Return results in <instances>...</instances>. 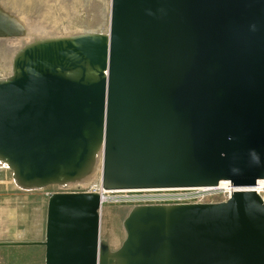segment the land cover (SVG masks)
<instances>
[{
	"label": "water",
	"instance_id": "1",
	"mask_svg": "<svg viewBox=\"0 0 264 264\" xmlns=\"http://www.w3.org/2000/svg\"><path fill=\"white\" fill-rule=\"evenodd\" d=\"M22 32L0 7V37ZM99 149L104 189L231 191L136 203L114 249L98 192L51 193L45 239L30 241L45 264H264V0H110L107 32L19 46L0 77V159L17 184L80 177Z\"/></svg>",
	"mask_w": 264,
	"mask_h": 264
},
{
	"label": "rangeland",
	"instance_id": "2",
	"mask_svg": "<svg viewBox=\"0 0 264 264\" xmlns=\"http://www.w3.org/2000/svg\"><path fill=\"white\" fill-rule=\"evenodd\" d=\"M0 7L10 15L12 11L13 14L14 11L19 13L31 28L45 29L43 36L107 32L109 28L110 0H0ZM21 39L29 40L27 37ZM6 45H0V77L10 73L11 58L20 43ZM100 172L101 166L96 169L91 186L100 182ZM58 185L50 183L40 188L25 189L16 185L11 168L0 166V241H28L0 243V264H45V245L30 241L45 239L49 195L91 187L64 188ZM209 191L207 201L223 200L229 194L226 186ZM140 192L146 191H128V198L110 199L102 205L100 236L107 239L112 249L117 248L125 237L122 220L131 206L139 202L134 197L141 196ZM261 194L264 197V190Z\"/></svg>",
	"mask_w": 264,
	"mask_h": 264
},
{
	"label": "built area",
	"instance_id": "3",
	"mask_svg": "<svg viewBox=\"0 0 264 264\" xmlns=\"http://www.w3.org/2000/svg\"><path fill=\"white\" fill-rule=\"evenodd\" d=\"M91 186V185H90ZM214 186H179V187H159V188H143V189H104L100 182L92 185L86 190L96 191L100 194L101 205L99 211L101 213L102 205L107 200L126 199L130 193L128 191L144 190L141 196L134 197L138 203H177V202H205L209 194V190ZM230 193V191H229ZM229 195V194H228ZM262 195V194H261ZM228 197V196H227ZM226 197V198H227ZM225 198V199H226Z\"/></svg>",
	"mask_w": 264,
	"mask_h": 264
},
{
	"label": "bare ground",
	"instance_id": "4",
	"mask_svg": "<svg viewBox=\"0 0 264 264\" xmlns=\"http://www.w3.org/2000/svg\"><path fill=\"white\" fill-rule=\"evenodd\" d=\"M12 12H10L11 16H13V18L17 21V23L23 28V32L19 35L14 36V37L13 36L0 37V45L1 44L2 45L8 44V45H6L8 47L11 44L17 45L20 43V46H21L25 42H28L29 40L36 38L34 36H40L41 37V36H43L42 34H46L45 32H42V31H45V29L40 31V29H37L35 27L31 28L28 24V21H26L24 18L20 17L19 13L17 14V12L14 11V14H13ZM23 14H25V13H23ZM24 17H25V15H24ZM26 37H27V39H29L30 37H32V38H30L28 41H26L25 39L19 40V38H26ZM14 39H16V40H14ZM101 153L102 152L99 149L96 153L94 162L91 164V166L87 169V171L84 174H82L80 177H77L75 179L60 182V183H58L59 184L58 186H61L64 188H74V187H88L90 184H92L96 169L100 167V162H101V158H102ZM0 166L8 167L7 163L1 159H0ZM13 180L16 183V185L19 186L17 184L15 178H13ZM223 186L228 187L229 191H231V185L229 184L228 180H224V179L220 180L219 183L214 187L219 188V187H223ZM255 189L258 190L259 193H261V191L264 190V178L258 179L257 183L255 184Z\"/></svg>",
	"mask_w": 264,
	"mask_h": 264
}]
</instances>
